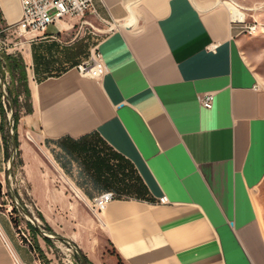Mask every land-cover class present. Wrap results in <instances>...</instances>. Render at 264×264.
<instances>
[{"label":"crops","instance_id":"obj_1","mask_svg":"<svg viewBox=\"0 0 264 264\" xmlns=\"http://www.w3.org/2000/svg\"><path fill=\"white\" fill-rule=\"evenodd\" d=\"M94 6L20 53L32 112L17 133L35 210L91 264H264V84L230 2ZM20 18V0H0L5 28ZM93 52L103 73L80 74ZM8 162L0 130V174ZM70 185L117 198L93 215ZM9 224L18 244L0 225V264H39Z\"/></svg>","mask_w":264,"mask_h":264},{"label":"rangeland","instance_id":"obj_2","mask_svg":"<svg viewBox=\"0 0 264 264\" xmlns=\"http://www.w3.org/2000/svg\"><path fill=\"white\" fill-rule=\"evenodd\" d=\"M221 1L235 2L242 8V12L245 13L246 21L251 24L256 23L259 26V30L256 34H241L239 36L244 40L243 50L245 52L247 61L261 77V80L264 84V0ZM88 16H86L84 20L89 18ZM30 39V36L18 35L17 33L11 31H5L4 25L0 23V58L4 59V57L8 54L21 53V50L23 51L25 42ZM2 81L5 84L4 88L2 86ZM0 87L3 93H6L7 87H10L14 91L18 87L17 84L13 86L12 78L7 67L0 71ZM4 102V105H6L5 128L9 137L10 162H8L5 166L7 170L6 174H0V225L7 233L9 239L16 246V248L18 239L9 224V219L11 222L14 220L17 224L18 227H15V223H12L19 240L23 244L24 242L22 239H25V237H27L30 242H33V233L28 229L27 223L30 222L33 225L40 227L43 234L47 235L51 239V246H49L41 237H38V241L43 248L47 259L50 261V264H77V260H79V258L77 256V250L74 244L72 242L69 243L63 241L65 238L60 234L55 236L46 231L44 223L37 216L36 210L29 198V185L28 183H25L21 165L17 164L18 158L16 157L13 150L10 123L12 111L10 110L8 100L4 99ZM27 102L28 101L25 94L21 93L22 106L26 107ZM12 133H14L13 130ZM12 197H15L16 199L13 200ZM14 207L17 208L16 212H12ZM21 207L27 209V214L31 217V219L22 211ZM5 216H7L9 219ZM19 254L23 260H26L27 255L24 251L20 250ZM104 261L108 264H111V261L109 258H107V256H105ZM39 264L45 263L40 262Z\"/></svg>","mask_w":264,"mask_h":264},{"label":"built area","instance_id":"obj_3","mask_svg":"<svg viewBox=\"0 0 264 264\" xmlns=\"http://www.w3.org/2000/svg\"><path fill=\"white\" fill-rule=\"evenodd\" d=\"M20 5V20L7 26L5 31L30 36L31 40L37 39L39 35H46L49 26L58 25L64 19L83 20L88 15H97L94 0H20ZM240 10L242 11V8ZM231 26L239 35H254L259 30L256 23L251 24L246 21L244 12L234 18L231 15ZM78 71L82 75L98 76L102 74L104 66L100 54L93 52L89 60L78 66ZM201 102L205 108L211 109L214 95L212 93L203 95ZM70 190L72 195L83 202L93 215H98L117 198L114 193L106 192L87 200L73 185H70ZM167 202L166 197L160 199L161 204ZM25 238L27 239V237ZM27 241L29 244L31 243L30 240L27 239Z\"/></svg>","mask_w":264,"mask_h":264},{"label":"trees","instance_id":"obj_4","mask_svg":"<svg viewBox=\"0 0 264 264\" xmlns=\"http://www.w3.org/2000/svg\"><path fill=\"white\" fill-rule=\"evenodd\" d=\"M5 67H7L11 75L13 86L17 84L18 87L16 88L15 91L12 90L10 87H7L6 93H3L0 87V117H1L0 130L3 136L6 156L9 157V152H10L9 141H8L9 137H8V134L5 128L6 105H4L5 104L4 99H7L10 110L12 111V117H13V122H14L13 131H14L15 143L17 146V150H16V157L18 158L17 164L22 165L17 127H18V123H19V120L22 114H29L32 112V107L30 103L31 95H30V90L28 87L27 70H26L24 59L20 53L8 54L4 57V59L0 58V71L3 70ZM21 93L25 94L27 98L28 102H27L26 107L25 106L23 107L21 104ZM0 195H1V184H0ZM22 208L24 212L26 213L28 212L27 209H25L24 207ZM16 211H17V208L14 207L12 212H16ZM36 213H37L38 218L44 223L45 230L48 231L50 234H53L56 236L57 234L48 225L43 215L38 211H36ZM11 223H15V221L12 220ZM27 225H28V229L33 233V242L31 241V243L28 244V241L25 238V239H22L24 244H27L30 250L35 252L38 255V258L41 262H44L45 264H50V261L47 259L44 251L40 247L38 237H41L44 240V242L49 246H51L50 245L51 239L43 234L40 227L38 228L30 222L27 223ZM15 227H18L16 223H15ZM77 252H79L83 256L86 264H91L88 258L85 255H83L81 251L77 250ZM77 256L79 258V260H77V264H83L78 253H77Z\"/></svg>","mask_w":264,"mask_h":264},{"label":"water","instance_id":"obj_5","mask_svg":"<svg viewBox=\"0 0 264 264\" xmlns=\"http://www.w3.org/2000/svg\"><path fill=\"white\" fill-rule=\"evenodd\" d=\"M2 86H3V88H4V86H5V84H4L3 81H2ZM4 93H5V92H4ZM10 123H11V137H12V140H13V150H14L15 155H16L17 146H16V143H15L14 133H12L13 125H14L13 117H12V116H11V121H10ZM11 165H12V162H11ZM12 199L15 200L16 198L13 197ZM21 209H22V211L24 212V210H23L22 207H21ZM24 213H25L28 217H30L26 212H24ZM30 219H31V217H30ZM35 226H36V225H35ZM36 227H38V226H36ZM38 228H39V227H38ZM45 236H47V235H45ZM47 237H48V236H47ZM63 241L71 243L70 241H67L66 239H63ZM77 253L79 254V257H80L82 263H83V264H86V262H85L83 256H82L79 252H77Z\"/></svg>","mask_w":264,"mask_h":264},{"label":"bare ground","instance_id":"obj_6","mask_svg":"<svg viewBox=\"0 0 264 264\" xmlns=\"http://www.w3.org/2000/svg\"><path fill=\"white\" fill-rule=\"evenodd\" d=\"M228 4V2H226ZM239 5L236 4L235 2H230V9L232 12L233 18L237 16L239 13L242 14L243 12L240 10L241 8H238Z\"/></svg>","mask_w":264,"mask_h":264}]
</instances>
